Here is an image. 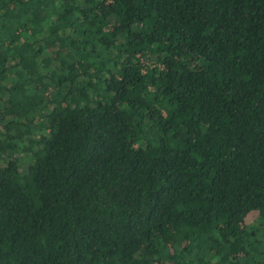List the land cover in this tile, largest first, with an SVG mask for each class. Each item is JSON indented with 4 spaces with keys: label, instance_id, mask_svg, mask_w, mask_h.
<instances>
[{
    "label": "trees",
    "instance_id": "trees-1",
    "mask_svg": "<svg viewBox=\"0 0 264 264\" xmlns=\"http://www.w3.org/2000/svg\"><path fill=\"white\" fill-rule=\"evenodd\" d=\"M0 264H264V0H0Z\"/></svg>",
    "mask_w": 264,
    "mask_h": 264
}]
</instances>
